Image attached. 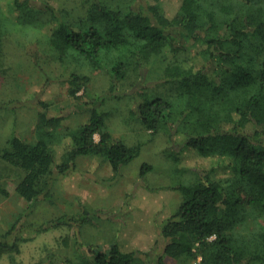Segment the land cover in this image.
Masks as SVG:
<instances>
[{"label": "trees", "instance_id": "1", "mask_svg": "<svg viewBox=\"0 0 264 264\" xmlns=\"http://www.w3.org/2000/svg\"><path fill=\"white\" fill-rule=\"evenodd\" d=\"M10 10L0 17V61L4 38L16 30L35 64L56 56L72 96L96 70L108 74L109 91L87 104L89 118L78 126L60 127L64 116L39 102L37 138L15 132L0 149V162L16 169V191L27 203L0 232V257L38 233L69 227L72 249L36 264H146L140 251L117 240L99 246L84 239L86 224L120 223V210L83 207L78 214L31 219L41 196H52V180L74 169L80 156L100 157L118 176L141 154L143 143L116 137L99 107L122 97L128 84L134 102L128 118L153 135H168L175 172L190 179L174 185L181 202L158 226L163 251L153 264H166L165 257L179 264L199 257L201 264L264 263V0H13ZM190 48L187 63L167 57V50ZM161 61L156 85L146 84ZM184 152L203 160L188 166ZM152 169L143 163L141 176ZM2 192L9 195L3 186Z\"/></svg>", "mask_w": 264, "mask_h": 264}, {"label": "rangeland", "instance_id": "2", "mask_svg": "<svg viewBox=\"0 0 264 264\" xmlns=\"http://www.w3.org/2000/svg\"><path fill=\"white\" fill-rule=\"evenodd\" d=\"M12 1L0 0V17L11 14ZM48 1L60 5L74 0ZM162 2L166 11L174 10L170 2ZM17 32L13 30L4 38L5 58L0 61V149L15 132L27 140L37 138L36 124L39 110H42L39 102L48 105L49 114L64 116L60 127L78 126L89 118L87 104L108 95L109 91L108 74L96 70L92 71L87 88L80 90L77 97L72 96L65 69L56 56L45 55L39 65L35 64L25 52L28 46L26 38ZM188 43L190 45L191 41ZM190 47L196 48L194 45ZM191 48L177 53L167 50V57L185 59L187 63ZM162 65L161 61L157 73H150L151 78L146 84L156 85ZM121 90L122 97L107 99L99 103V107H102L116 137L131 144L143 143L141 154L118 176L109 162L100 157L80 156L74 169L52 180V196H41L31 219L41 222L63 213L78 214L83 207L90 211L104 207L111 212L120 210V223L99 220L97 224H86L84 239L94 240L99 246L117 240L125 250H138L146 264H153V256L163 251L158 226L175 212L181 202L182 195L174 185L189 182L190 179L187 175L176 174L175 164L170 157L172 142L168 135H153L140 122L128 118L129 109L134 103L130 95L132 88L127 84ZM96 139H99V135H96ZM63 152L64 146H59L58 161ZM182 157L188 166L197 165L203 160H195L186 152L182 153ZM143 163L151 164L153 169L141 176ZM18 179L15 168L0 162V232L6 231L27 206L16 191ZM2 186L9 191V195L3 194ZM66 238L70 241L69 247L65 245ZM73 239V230L69 227L38 233L32 240L21 243L18 252L1 256L0 264H36L53 252L71 250ZM200 260L201 257L186 264H201ZM165 262L179 264L171 257H165ZM250 264L264 263L253 261Z\"/></svg>", "mask_w": 264, "mask_h": 264}]
</instances>
